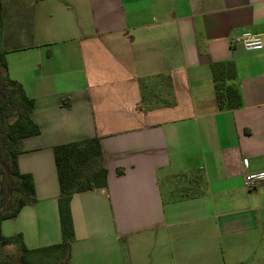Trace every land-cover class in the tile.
Instances as JSON below:
<instances>
[{
    "label": "crops",
    "instance_id": "obj_1",
    "mask_svg": "<svg viewBox=\"0 0 264 264\" xmlns=\"http://www.w3.org/2000/svg\"><path fill=\"white\" fill-rule=\"evenodd\" d=\"M8 1L2 47L23 56L6 75L39 134L18 142L33 200L1 234L60 243L52 148L96 137L107 186L72 195L68 264H264V182L243 187L264 172V0ZM244 33L262 50L231 44ZM225 63L232 110L214 96Z\"/></svg>",
    "mask_w": 264,
    "mask_h": 264
},
{
    "label": "trees",
    "instance_id": "obj_2",
    "mask_svg": "<svg viewBox=\"0 0 264 264\" xmlns=\"http://www.w3.org/2000/svg\"><path fill=\"white\" fill-rule=\"evenodd\" d=\"M3 5L0 0V121L13 118L5 126L0 125V225L12 219L34 197V185L29 174L21 173L17 158L20 154L18 142L39 134L38 127L31 120L34 100L26 96L23 87L6 75V55L2 47ZM214 96L218 110H232L240 106L238 91L227 83L234 78L232 64L211 66ZM54 167L58 183L57 200L60 243L35 250H28L20 234L5 237L0 230V247L15 245L20 253L21 264H34L38 256L51 264L69 259L74 239L70 215V199L73 194L104 189L107 186V170L103 165L99 139L87 138L61 144L52 148ZM119 173V172H118ZM20 196L13 205L15 195ZM44 261V264H48Z\"/></svg>",
    "mask_w": 264,
    "mask_h": 264
},
{
    "label": "rangeland",
    "instance_id": "obj_3",
    "mask_svg": "<svg viewBox=\"0 0 264 264\" xmlns=\"http://www.w3.org/2000/svg\"><path fill=\"white\" fill-rule=\"evenodd\" d=\"M22 2L24 3L25 6L28 7V4L30 3V0H22ZM9 1L8 0H4V4L5 7L7 8ZM23 43V42H21ZM22 56L23 53H16V54H10L6 57V61H7V67H9V75L8 77L11 79L13 76H15V71L18 70V68L21 67L22 64ZM13 120V118H10L7 121L1 122L0 121V125L5 126L7 123L11 122ZM20 198V196L15 195L13 198V205L16 204L17 199ZM7 226V225H6ZM5 231L6 227H5ZM44 259H42L41 257L36 256L34 257V264H44ZM48 264H51V259H48V261H46ZM0 264H21L20 263V253L19 250L17 249H7V248H1L0 247ZM59 264H68L67 260L61 261Z\"/></svg>",
    "mask_w": 264,
    "mask_h": 264
},
{
    "label": "built area",
    "instance_id": "obj_4",
    "mask_svg": "<svg viewBox=\"0 0 264 264\" xmlns=\"http://www.w3.org/2000/svg\"><path fill=\"white\" fill-rule=\"evenodd\" d=\"M231 44L240 45L245 51H260L263 48L262 41L258 35L244 33L231 41ZM246 166L245 161L243 162ZM264 182V172L246 173L243 177V187L247 191L255 189Z\"/></svg>",
    "mask_w": 264,
    "mask_h": 264
}]
</instances>
